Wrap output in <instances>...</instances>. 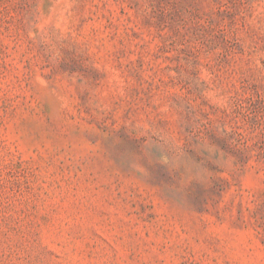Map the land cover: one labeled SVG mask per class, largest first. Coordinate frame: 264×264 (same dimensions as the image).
<instances>
[{"label": "rangeland", "instance_id": "1", "mask_svg": "<svg viewBox=\"0 0 264 264\" xmlns=\"http://www.w3.org/2000/svg\"><path fill=\"white\" fill-rule=\"evenodd\" d=\"M0 264H264V0H0Z\"/></svg>", "mask_w": 264, "mask_h": 264}]
</instances>
